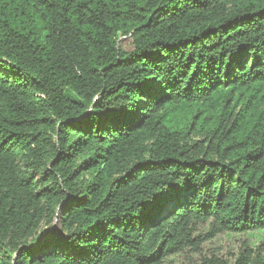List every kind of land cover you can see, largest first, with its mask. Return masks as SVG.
<instances>
[{"label":"trees","instance_id":"obj_1","mask_svg":"<svg viewBox=\"0 0 264 264\" xmlns=\"http://www.w3.org/2000/svg\"><path fill=\"white\" fill-rule=\"evenodd\" d=\"M0 264H264V0H0Z\"/></svg>","mask_w":264,"mask_h":264},{"label":"rangeland","instance_id":"obj_2","mask_svg":"<svg viewBox=\"0 0 264 264\" xmlns=\"http://www.w3.org/2000/svg\"><path fill=\"white\" fill-rule=\"evenodd\" d=\"M120 47L126 51L132 49V40L131 38H121L119 41ZM238 242H234L224 237L222 239L215 240L212 243V248L221 253H227L228 251L234 250L237 247Z\"/></svg>","mask_w":264,"mask_h":264}]
</instances>
